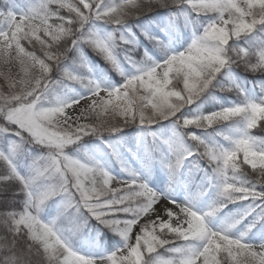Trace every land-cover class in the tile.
<instances>
[{"label":"snow or ice","instance_id":"6c2138e0","mask_svg":"<svg viewBox=\"0 0 264 264\" xmlns=\"http://www.w3.org/2000/svg\"><path fill=\"white\" fill-rule=\"evenodd\" d=\"M160 8L173 25L181 16L197 25L186 46H171L167 26L164 39L144 27L133 32L130 22ZM107 24L114 29L107 37L94 30ZM25 42L38 44L42 56ZM84 44L103 55L120 83L104 86L90 69L68 71L69 53ZM0 63L8 85L0 91V190L11 193L0 198V264H264V0H40L23 12L0 10ZM234 68L259 78L253 82L259 95L233 78ZM66 81L87 91L52 100ZM217 90L234 99L199 110L198 102ZM164 121L176 136L154 137L152 148L162 154L170 186L195 183L200 173V196L215 192L207 208L157 191L131 169L118 177L93 156L65 152L72 145L74 153L86 137L103 140L131 125L150 130ZM31 145L43 151L32 155ZM22 158L30 159L27 174ZM245 201L238 216L213 226V217ZM50 203L57 207L49 220ZM248 217L245 230L234 231ZM93 219L122 243L96 254L77 248L71 237Z\"/></svg>","mask_w":264,"mask_h":264},{"label":"trees","instance_id":"16d2710c","mask_svg":"<svg viewBox=\"0 0 264 264\" xmlns=\"http://www.w3.org/2000/svg\"><path fill=\"white\" fill-rule=\"evenodd\" d=\"M23 7L28 9L31 4L39 3L40 0H17ZM65 3H73L74 0H64ZM5 9V6L0 0V10ZM61 15L68 14L67 7L60 9ZM170 13L168 9L160 8L154 12L148 13L146 16L140 17L135 24L130 22V26H132L133 32L137 35H140V27L146 28L148 31L152 32L154 35H159L161 39L167 35V32H162L161 29L167 28L173 34V38H171V46H174L173 41H176V33L172 28L173 25L169 22ZM55 19V18H53ZM180 27L183 37V42H190L194 31L196 30L197 25L186 24L184 18L180 17ZM136 25H139L136 26ZM100 35L105 34L108 36L113 32V26L110 24L99 26L97 25L94 29ZM141 41L144 47L149 48L151 51L150 42L143 39L141 36ZM246 41H240L241 45ZM231 43V40L229 41ZM155 55V53H152ZM81 58L85 59L88 68H84L81 64ZM123 60V57H121ZM138 59V57H137ZM139 60V59H138ZM124 64L127 67L132 69V65L128 64L126 60H123ZM64 66L68 69V71H76L79 72L77 74H88L90 69L91 75H96L104 84L106 85H114L120 83L121 80L116 75L115 69H112L109 63L104 59L103 55L93 50V48L87 44H84L79 51L73 50V52L69 53V58L65 60ZM255 75V74H253ZM251 73H246L242 68H234L232 70V76L239 83H241L245 88H247L251 94L259 95V89L253 87V82L258 77H254ZM227 79V77H225ZM83 93L86 92V89H82ZM234 99V94L219 92L218 90L215 93V98H209L205 100L203 103H199V110L208 112L215 110L216 107L219 106L222 102H230ZM195 109L196 106L194 105ZM240 125L238 123L232 124L229 128L230 132L235 133L236 129ZM137 125H131L123 129L121 133H117L114 135L105 134L104 139H100L98 137H86L84 141L79 147L75 148V152L70 151L72 149V145H68L65 148V152L69 156H73L74 158L85 157L86 154H90L96 159L102 160L107 167H109L113 172L126 174L125 169L127 166L124 163V155L128 154L133 158V152L136 151L138 154V158H133V161H137L139 163L141 171L143 172L146 180L149 184L156 188H162L165 184L164 178L161 174V163L159 159V153L154 151L152 148L153 140L152 134L149 130H141ZM200 134H205L202 130H197ZM211 131V130H209ZM254 135H262L258 129L252 130ZM107 141V143H105ZM111 144L113 147L109 148L108 145ZM31 153L32 155H37L43 151L42 146L39 145H31ZM113 148L115 149V154L113 153ZM77 155V156H76ZM25 159V166L23 167V172L27 174L30 172V159ZM2 163V162H0ZM143 164V165H140ZM204 164L205 162H201ZM188 168H191L190 163H186ZM242 167L249 169L250 166L242 165ZM183 174L185 177L189 175V172L184 168ZM197 182L195 183H180L179 188L183 195H185L188 199L193 200L198 206H206L210 205L211 200L215 196L214 191H210L205 196H200V186L204 183L203 180L199 179L200 173H197ZM259 190V189H258ZM11 193L8 189L0 190V198L7 199ZM247 201L242 202L240 204H230L224 211L217 217H215V222L217 224H223L228 218L233 216H238L240 212H242L243 208L247 205ZM57 205H52L50 203V207L45 209V219H52L56 214ZM251 218V217H250ZM245 223L241 222L236 225L234 231L242 232L245 230ZM259 227V225H257ZM255 231V229H253ZM252 235L251 232L248 234ZM247 238V237H246ZM73 244L79 248L80 250L87 253H104L110 251L115 248L116 242H120L119 236L111 231L110 229H105L102 226H98L97 221L89 220L87 225L84 226L78 233L71 237ZM161 251V257L166 258L167 255L164 253V250Z\"/></svg>","mask_w":264,"mask_h":264},{"label":"rangeland","instance_id":"374dc122","mask_svg":"<svg viewBox=\"0 0 264 264\" xmlns=\"http://www.w3.org/2000/svg\"><path fill=\"white\" fill-rule=\"evenodd\" d=\"M2 3L3 5L5 6V9H11V10H14L16 12H23L25 10H27L25 7H23L17 0H2ZM180 17L178 19H176L175 21V24L173 25V29L176 33V41H173V44H175L174 46H172L173 48H181L183 46H186V43L183 42V37H182V32H181V27H180ZM52 22V21H50ZM102 36L104 37H107L105 34H103ZM24 46L25 48H27L29 51H35L36 52V55L37 56H42V50L40 49L39 45L37 44L35 46V48H33L31 45L27 44L26 42L24 43ZM141 56H142V53H141ZM138 59H141V57H138ZM123 67L125 69H130V67H127L125 64H124V61H123ZM6 69L4 68L3 64L0 63V73L4 72ZM134 70V69H132ZM19 71V68L14 66L13 67V75H15L17 72ZM116 75L118 76V78H120V80L122 81L123 77L117 72ZM97 81L101 82L104 86H114V85H117V84H114V85H106L104 84L96 75H92ZM66 86H62L60 88L57 89V91L53 94L52 96V100H55V101H60V100H67V99H70L72 98L75 94L77 93H83L82 89L83 87L81 85H79L77 82L75 81H66L65 82ZM182 86V85H181ZM8 90V85H7V82L5 81L3 75H0V91H4L6 92ZM122 121V118L120 117H117L115 121H113L114 123L116 124H120ZM140 128L141 130H149V129H144V128H141V127H138ZM152 134H150V136H152V140H154V137H164V138H167V139H171V138H174L176 136V131H175V126L168 122V121H164L162 122V125H157V126H153L152 129L149 130ZM159 153V159H160V163H161V174L164 178V181H165V184L162 188H156L157 191H160V192H163L165 194L167 193H171L172 197L175 198V199H178L180 201H184V200H189L185 195H183L180 191V188H179V184L177 185H173V186H170L171 184V181H170V173H169V170L165 167L164 163L162 162V154L160 152ZM165 153H166V156H171L172 153L170 151H167V149L165 150ZM88 156H92L90 154H86L84 158H87ZM138 154L136 151L133 152V158H138L137 157ZM133 158L128 155V154H125L124 155V163L125 165L127 166V169H131L132 171H135L136 173H138L140 176L144 177V174L143 172L141 171L140 167H143V166H139V163L137 161H133ZM75 159H81V158H75ZM105 167H107V165L102 161L100 160ZM140 165H143L140 163ZM113 175L115 176H118V177H127L128 175V172L125 174H120V173H116V172H113L109 167H107ZM185 168L186 170L188 171V167L187 165H185ZM146 179V178H145ZM198 206V205H197ZM209 205H206V206H198V207H202V208H207ZM251 218L248 217L246 218L245 220L241 221V222H247L245 223V228L249 222ZM212 224L213 226H217L219 224H217L215 222V217L212 218ZM138 231V229H133V233H132V238H133V242H134V238H135V234L136 232ZM239 232V231H238ZM118 236L119 234L116 233ZM120 238V242H116L115 244V247H117L119 244L122 243V238L119 236ZM162 259H166V258H163L161 257Z\"/></svg>","mask_w":264,"mask_h":264}]
</instances>
